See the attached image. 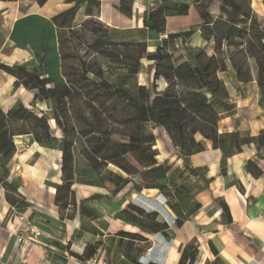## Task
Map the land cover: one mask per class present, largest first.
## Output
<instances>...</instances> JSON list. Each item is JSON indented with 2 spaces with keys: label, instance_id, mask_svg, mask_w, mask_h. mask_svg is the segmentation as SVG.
Masks as SVG:
<instances>
[{
  "label": "trees",
  "instance_id": "obj_1",
  "mask_svg": "<svg viewBox=\"0 0 264 264\" xmlns=\"http://www.w3.org/2000/svg\"><path fill=\"white\" fill-rule=\"evenodd\" d=\"M46 1L38 0L41 5ZM68 2H73L74 5L52 17V21L57 27L61 73L65 78L63 83H57L51 76L42 73L41 66L34 65L29 68L19 63L0 62V71L15 77V87L23 86L34 93L33 104L49 102L52 111V116L48 117L44 113L39 114L29 109L22 102H17L7 111L0 107V189H5L6 200L12 207L24 212L29 206L25 198L7 181L9 176L8 165L17 152L16 136L30 135L40 145L61 151V183L56 187L55 204L62 220L73 219L76 215L77 200L73 190L75 183L109 188L111 186L110 190L113 194L133 183L120 172L111 170V175L108 177L110 186L94 180H78L75 172V147L78 142L87 140L90 143L84 157L91 170L96 174H99L109 164H114L128 174H132L124 164L123 159V156L130 152L140 156L144 166L149 168L146 170L147 173H156L163 168L162 165H157L159 152L153 148L156 142L154 134L138 133L132 134L128 141L115 142L113 140L115 129L114 126L106 124L104 114L107 104H103V99H113L116 102L130 104L134 109L133 119L140 126L147 122H153L164 127L179 158L183 159L185 163H190L191 155L203 149V143L198 139L199 136L211 140L213 147L220 149L224 157L240 152L244 145L254 144L257 155L264 148V129L256 136L243 135L240 132L219 131V122L223 118V111H228L232 105L229 88L218 75L220 67L221 70L225 69L223 59L214 55L207 56L198 53L193 56L192 61L184 60L177 64L174 63L165 44L167 40L185 36L188 32L169 33L168 37L163 39V43L157 45L154 52L149 53L146 42L116 43L108 38V28H103L102 25L100 29L93 26L90 28L94 35L92 46L95 47L96 51L102 56H107L113 62L123 65L129 75L136 76L141 72L143 58L152 61L154 63V79L163 78L167 83L162 90H157L156 84H154V90L145 85L136 84V90L132 91L124 87H116L105 79L100 82H92L86 74L95 73L94 69H86L83 71L84 76L82 77L69 72L65 51V43L68 40L67 34L76 36L78 28L87 29L86 25L91 22L88 19L101 15L109 17V14L103 13V1L101 0H68ZM112 5L116 13L127 18L132 17L131 0H112ZM167 8L168 6L165 4H161L151 12L145 9L142 16L144 27L158 34H164L166 31L165 19L168 15H187L189 12V5L185 3L176 4L172 10H167ZM78 15L81 16L80 19H78ZM263 38L264 30L257 35L259 46L249 44L246 48L249 56L256 61L257 68L254 78L249 77L250 68L245 70L242 66L236 68L235 62H232L233 69H236L234 81L236 83L255 82L259 89L261 103L264 102ZM130 45H133V49L129 48ZM109 46L115 48L123 46L124 50L123 52H116L113 49L107 52ZM43 50L45 55L44 44L42 45ZM40 54L37 53L36 56L39 57ZM46 63L47 61L42 64L46 65ZM91 83H93L92 88ZM94 91L99 94L93 96ZM78 98L81 100L80 104L74 101ZM117 104L115 103L113 107ZM86 109L90 110L89 115ZM70 116L74 122L66 123L65 120ZM51 120H54L56 126L62 131L63 136L61 138L53 133ZM260 158L264 159V156ZM246 166L255 176L261 173V169L255 161L249 160ZM146 172L142 175L146 176ZM135 185L136 191L150 188L159 190L160 188L157 184ZM84 201L81 203V207H83ZM219 204L223 219L226 223L231 222L232 216L228 206L222 200L219 201ZM196 207L197 205H194L188 214L192 213ZM68 210H71L70 214L67 212L65 214V211ZM79 211L82 212V208ZM188 214L177 217L175 225L180 226ZM119 217L129 224L139 227L143 232L168 234L166 232L168 225L165 221L159 220L158 212H149L135 203L131 202L122 209L119 212ZM118 234L129 239L126 243L129 249L125 250L127 257L132 259L133 253L131 251L134 247L135 249L137 247L138 253L144 251L146 244L135 246V241L147 240L144 235L123 230L119 231ZM99 245L100 242L87 244L82 254L74 251H70V253L77 260L86 261L95 257ZM136 251L134 253H137ZM198 253L199 250L195 246H186L178 264H194Z\"/></svg>",
  "mask_w": 264,
  "mask_h": 264
},
{
  "label": "crops",
  "instance_id": "obj_2",
  "mask_svg": "<svg viewBox=\"0 0 264 264\" xmlns=\"http://www.w3.org/2000/svg\"><path fill=\"white\" fill-rule=\"evenodd\" d=\"M101 1H103V13L109 14V16L117 14L112 0ZM73 5L74 3L68 2V0H47L43 5L39 4L38 0H0V15L8 25V38L0 51L2 57L8 60L9 55L4 53L7 46L16 44L29 47L15 39V34H26L29 22H32L40 37L34 50L27 49V53L34 56L41 53L44 44L48 75L53 78L51 73L53 67L55 76L58 73V79H53L57 83H63L65 78L61 73V64L58 60L57 27L53 23L52 17ZM120 16L126 21L130 20L121 14ZM80 17L78 15V19ZM16 38L23 39L22 36ZM14 81L15 77L0 71V107L5 111L19 101L12 99V94L16 89L23 88L30 91L23 86L15 87ZM229 92L231 101L237 102V99H232L233 92L231 90ZM244 98L243 104L248 106L250 101L247 97ZM20 102H22L21 99ZM239 107L237 106L238 113L223 116L219 122V131L242 134L243 131H246L247 135H258L264 129V115L251 120H247L245 117L240 118ZM198 139L202 141L203 149L191 155L190 164L202 174L204 183L196 192L195 205L197 207L187 215L180 226L175 225L177 217H174L173 214L169 215L167 212L169 216L164 217L163 221L168 225L166 229L168 234L146 233L117 215L131 202L149 212L159 213L164 208L159 210L157 198L159 190L156 188L142 189L123 197L124 188L113 194L109 187L75 183L73 190L76 199L85 200L86 213L83 216L88 218L96 216L103 223L104 229H101L102 235L87 232L89 235L80 241L66 236L64 242L60 243L68 245L70 241L71 249L82 254L85 246L91 243L88 240L92 237L91 241H99L101 249L104 250L101 258L103 264H148V262L151 264H178L183 249L189 245H193L199 250L194 264H264V159L258 157L254 144L244 145L240 152L224 157L220 149L213 147L211 140L204 139L202 136H199ZM15 143L17 152L8 165L7 181L10 184L15 183L17 186L13 185L17 191L29 203L24 212L42 229L43 234L40 239L46 246L44 248L36 245L28 257V264H39L44 259L45 252L49 253V264H83L82 261L79 263L77 259L65 254L55 256L59 246L57 241L53 240L52 235L54 231H57V228L50 223L46 224L41 221L43 217H45L44 220L51 219L55 222L57 218H60L58 207L55 204V196L56 187L61 183V151L58 150L60 167L57 171L53 168V164L57 163L56 160L53 161L56 156L54 152L57 149L43 147L35 142L30 135L16 136ZM249 160L255 161L260 167L261 173L258 176L253 175L247 169L246 165ZM107 194L110 195L108 198L105 197ZM221 200L230 210L232 221L229 223L223 219L219 204ZM40 212L44 214L41 215ZM77 212H80L78 207ZM12 216V206L6 200L5 189L1 188L0 259L17 264L20 251L13 235L12 225V223L16 225L17 220H12ZM77 218L78 216L75 215L73 219L63 220L69 228L74 226L71 235L77 232L76 224L73 222ZM60 220L62 219L60 218ZM55 224L57 225V223ZM122 230L137 232L147 238L146 241H135V246L146 244V247L143 252L133 253V260L126 256L125 250H121L122 242L129 240L118 234ZM64 252L67 253V250Z\"/></svg>",
  "mask_w": 264,
  "mask_h": 264
},
{
  "label": "rangeland",
  "instance_id": "obj_3",
  "mask_svg": "<svg viewBox=\"0 0 264 264\" xmlns=\"http://www.w3.org/2000/svg\"><path fill=\"white\" fill-rule=\"evenodd\" d=\"M184 3L189 5L188 14L168 15L165 19L166 31L164 34H158L144 27L142 16L145 9L151 12L161 4H165V6H168L167 10H172L173 6L176 4ZM131 4L133 15L128 21L122 19L118 13L113 14L111 17L101 15L88 19L91 22L86 25L87 29L84 30L82 27L78 28L76 30V36L67 34L66 37H68V40L65 43V51L67 53L66 62L69 66V72L82 77L84 76L83 71H86V69H94L95 73L89 72L86 74L92 82H100L105 79L116 87H124L131 89L132 91L136 90V84L145 85L151 90H154V84H156L157 90H162L166 87L167 83L163 78L158 80L154 79V63L152 61L143 58L141 72L136 76L129 75L123 65L113 62L107 56H102L96 51L95 47L92 46L94 35L90 31V28L93 26L94 28L100 29L101 25L103 28H108V38L112 42H130L132 44L146 42L149 53L154 52L155 47L162 44L163 39L167 38L169 33L188 32L185 36L167 40V43L165 44L167 50H169L172 55L174 63L177 64L184 60L192 61L193 56L198 53H203L207 56L214 55L220 57L224 61L225 69L221 70L220 67L218 75L226 83L229 90L233 92L234 97L232 96V99H237V102L231 101L232 105L228 111H223V116L234 115L236 112L238 113L237 106H240L238 108V110H240V118L245 117L247 120H251L260 118L264 115V102H260L259 89H257L256 83L253 81L236 83L234 81L236 69H233L232 67V62L234 61L236 68L240 66H242L244 70L250 68L249 77L254 78L256 76V61L253 57L249 56L246 52V48L249 44L259 46L257 35L264 30V0H131ZM94 9L96 10L97 8ZM14 21H17V19H14ZM34 25V23L29 22L26 34H15V39L29 45L30 48L16 44L7 46L4 49V53L9 55L8 60L7 58L4 59L0 53V62H6L8 64L19 63L26 65L29 68H32L34 65L41 66L42 73L48 75L49 71L47 69V63L46 65L42 64L43 62H46L44 50L39 57L27 53V49L34 50L38 38L40 37V34L37 33L36 26ZM7 26L5 20L0 15V51L3 43L8 38ZM29 30H31V32H29ZM17 36H22L23 39L16 38ZM69 36L71 37L69 38ZM132 46L133 45H130L129 48L133 49ZM113 49L116 50V52H123L124 47L121 46L115 48L109 46L107 52ZM58 60L61 64L59 49ZM51 73L53 78L58 79V73L57 76H55L56 73L53 67ZM90 85L92 88L93 83ZM33 94L32 91L20 88L13 92L12 99L19 100L17 102H20L21 99L29 109L39 114L44 113L48 117H51L52 111L50 109V103L37 102L33 104ZM98 94L99 93L96 91L92 93L93 96ZM244 97H247L250 101L248 106L243 104ZM103 100V104H107L106 113L104 114L106 124L108 126H114L115 129L113 140L115 142L128 141L132 134L135 135L138 133L154 134L156 142L153 148L157 149L159 152L157 155V165H162L163 168L156 173H147L146 170L149 168L144 166V162L140 156L134 152H130L124 155L123 159L124 164L132 174H128L114 164H109L106 168L102 169L99 174H96L91 170L84 157V153L87 151L90 143L87 140H83L78 142L75 147V172L78 176V180H94L110 186L111 184L108 182V177L111 175L110 172H120L133 181V183L124 187L122 192L123 197H127L136 192L134 188L136 187L135 184H138L137 186L157 184V186L160 187L157 194L159 201L158 207L159 210L161 208L164 209L160 210L158 213L159 220H164V217L167 218L170 214H173L174 217H183L188 214V212L194 208L196 192L204 183L202 174L191 167L189 162L185 163L183 159L179 158L176 148L164 127L156 125L153 122H147L140 126L136 120L133 119L134 109L130 104H123L119 101L116 102L113 99ZM74 101L78 104L81 103L80 98L75 99ZM115 103L118 104L113 107ZM86 112L89 115L90 110L86 109ZM50 122L53 133L58 138H61L63 134L60 128L56 126L54 120H51ZM65 122L71 123L74 122V119L70 116ZM245 134L246 131H243V135ZM54 153L56 156L53 161L56 160L57 163L55 165L53 164V168L59 171L58 168L60 167V164L58 161V149ZM258 156H264V148L259 152ZM145 172L147 175L143 176L142 174H145ZM13 184L17 186L15 183ZM13 184L11 183L12 186H14ZM112 186L114 187V185ZM110 188L112 187L110 186ZM106 196L108 198L110 195L107 194L105 197ZM76 200L77 207L79 210L82 208V212H76L78 218L73 222L76 224L77 232H75L74 235H71L74 226L69 228L67 223H64L60 218H57L56 222L53 220L51 221V219L44 220L45 217L41 220L46 224L50 223L53 227L57 228V231H54L52 235V238H54L53 240L57 241V245L59 246H57L58 248L56 249L57 253H55V256L65 254L68 257H73L70 251L74 250L71 249L70 241L68 242V245L60 243L64 242L66 236L68 238L72 237V239L75 238L76 241H80L83 237L89 235L87 232L97 235L98 233H102L101 229H104L103 223L97 219L96 216H90V218L83 216V214L86 213L85 201L83 207H81L83 200L79 198ZM104 201L107 202L106 200ZM12 212V220H17L15 216L16 213L13 210ZM66 212L67 214H70L71 210L65 211V214ZM167 212L169 215H167ZM40 214L43 215L44 213L40 212ZM117 215L119 216V213ZM55 223H57V225ZM12 225L14 224L12 223ZM91 238L92 237L88 240V242H91L89 244L99 243V241H91ZM126 243V240L122 242L121 250L127 251V249H129ZM101 248L100 245L97 254L95 255V258L98 260H100L104 254V250ZM136 249L134 247L131 253H134ZM65 250H67V253L64 252ZM101 260V264H103V259ZM78 262L80 263L79 260ZM148 264L151 263L148 262Z\"/></svg>",
  "mask_w": 264,
  "mask_h": 264
},
{
  "label": "built area",
  "instance_id": "obj_4",
  "mask_svg": "<svg viewBox=\"0 0 264 264\" xmlns=\"http://www.w3.org/2000/svg\"><path fill=\"white\" fill-rule=\"evenodd\" d=\"M12 210L16 213L17 219L16 225H13V235L20 251L19 262L17 264H28V257L36 245L46 247L40 239L43 234L42 229L25 212H20L14 207H12ZM48 257L49 253L45 252V257L39 264H49ZM101 261V258L98 260L93 257L82 262L83 264H101ZM0 264L11 263L0 259Z\"/></svg>",
  "mask_w": 264,
  "mask_h": 264
}]
</instances>
